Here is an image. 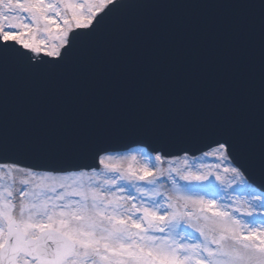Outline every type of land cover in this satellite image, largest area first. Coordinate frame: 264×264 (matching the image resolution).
<instances>
[{"label": "snow or ice", "instance_id": "obj_1", "mask_svg": "<svg viewBox=\"0 0 264 264\" xmlns=\"http://www.w3.org/2000/svg\"><path fill=\"white\" fill-rule=\"evenodd\" d=\"M0 264H264V0H0Z\"/></svg>", "mask_w": 264, "mask_h": 264}, {"label": "rangeland", "instance_id": "obj_2", "mask_svg": "<svg viewBox=\"0 0 264 264\" xmlns=\"http://www.w3.org/2000/svg\"><path fill=\"white\" fill-rule=\"evenodd\" d=\"M229 191H230V193H231L233 196H235V195H240L239 191H236V192H232L231 190H229Z\"/></svg>", "mask_w": 264, "mask_h": 264}, {"label": "water", "instance_id": "obj_3", "mask_svg": "<svg viewBox=\"0 0 264 264\" xmlns=\"http://www.w3.org/2000/svg\"><path fill=\"white\" fill-rule=\"evenodd\" d=\"M197 147H199V148H204L205 145H198Z\"/></svg>", "mask_w": 264, "mask_h": 264}]
</instances>
